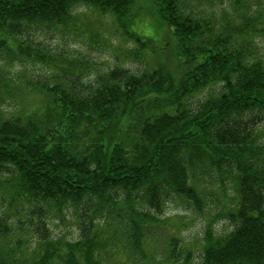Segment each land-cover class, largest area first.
Here are the masks:
<instances>
[{
	"label": "trees",
	"instance_id": "obj_1",
	"mask_svg": "<svg viewBox=\"0 0 264 264\" xmlns=\"http://www.w3.org/2000/svg\"><path fill=\"white\" fill-rule=\"evenodd\" d=\"M133 1L0 0V54L53 73L30 84L39 119L0 121V181L10 176L17 218L27 223L11 231L0 214L8 241L0 264H101L117 246L147 258L144 241L166 231L171 201L201 214L213 196L222 201L203 216L196 264H264V61L249 41L259 31L251 0H230L221 19L191 0H150L156 38L133 32L144 8ZM79 7L115 19L136 42L138 69L90 74L78 56L45 43L77 26ZM69 209L75 239L52 237L47 220L62 222ZM31 236L41 246L29 260L22 246ZM168 237L162 258L148 264H193L182 240Z\"/></svg>",
	"mask_w": 264,
	"mask_h": 264
},
{
	"label": "rangeland",
	"instance_id": "obj_2",
	"mask_svg": "<svg viewBox=\"0 0 264 264\" xmlns=\"http://www.w3.org/2000/svg\"><path fill=\"white\" fill-rule=\"evenodd\" d=\"M151 3L150 0H134L133 10L141 9L139 17L135 19V29L131 27L134 33H141L143 36H152L156 38L162 34L160 28L152 25L154 23L153 17L150 16V8L147 6ZM230 0H191L190 6L196 12L203 14H211L216 19H221L229 11H232ZM252 6V7H251ZM250 17L253 18L252 26L259 31L255 32L250 37V43L255 45V56L257 55L264 61V0H251ZM76 17L78 16L77 26L71 28L66 32H51L49 35L43 37L45 43L49 47L56 46L57 48L66 49L71 54L78 56L81 62L88 65L89 73L96 74L97 72L105 71L114 65H123L125 68L135 70L138 69V64L131 54L136 47V42L133 38L124 35L117 26L115 19L109 13H101L100 10L88 7H79L75 10ZM145 15V16H144ZM152 19V20H151ZM163 29L166 27L159 24ZM138 27V29H137ZM162 29V30H163ZM164 32V31H163ZM41 36H37L40 38ZM173 39L174 37L171 36ZM166 38V39H165ZM163 38L162 44L165 41H170L169 37ZM161 43V41H159ZM46 66L40 63L27 62L17 56H11L8 52L0 54V121L9 117L23 116L25 113L32 114L34 118L39 119L40 114V99L39 96L30 88V84L36 82L41 78L52 75ZM32 85V84H31ZM203 96V94H201ZM11 178L10 176H2L0 181V214L6 212L9 215L8 225L10 230H16L18 223H26V220L19 221L16 214V209L20 205V198L12 199L11 195ZM221 194V191L216 187L209 188ZM212 197L207 204L204 213H197L188 211L183 207L179 201H171L163 211V217L167 220L165 225L166 231L158 229L154 231L152 241L146 243L144 241V251H149V257L140 258L138 255H131L130 250L121 249L117 246L114 252L108 251L104 256L100 255L101 264H121V260H126V264H148L153 260L162 258V252L165 251L166 240H169V235L174 234L178 236L188 253L192 255L193 264H196L197 252L200 251V238L203 236L204 218L208 217V209H213V206H218V202L222 201V197L218 196V202ZM14 200V201H13ZM65 220L48 219L47 224L50 227V234L52 237L60 238L62 240L73 241L77 235L76 215L72 209L64 212ZM23 217L22 215H19ZM223 220L219 219L215 224V229L218 230L220 225L223 227ZM27 225V223H26ZM14 235L9 234V238L14 242ZM37 239L25 238L22 249H24L31 260L32 251L40 247V242ZM124 246V241H122ZM3 251L8 245L7 239H0ZM145 245L149 248H146ZM198 247V248H197ZM146 248V249H145ZM150 249V250H149ZM128 257L126 258V253ZM122 252V253H121ZM153 254V255H152ZM150 260V262L148 261ZM191 260V261H192ZM154 263H157L154 261ZM162 264V263H159Z\"/></svg>",
	"mask_w": 264,
	"mask_h": 264
}]
</instances>
